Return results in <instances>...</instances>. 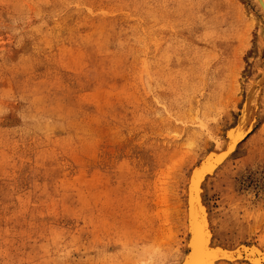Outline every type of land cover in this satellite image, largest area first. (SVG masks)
<instances>
[{"label":"rangeland","instance_id":"obj_1","mask_svg":"<svg viewBox=\"0 0 264 264\" xmlns=\"http://www.w3.org/2000/svg\"><path fill=\"white\" fill-rule=\"evenodd\" d=\"M199 229L264 252V6L0 0V264H191Z\"/></svg>","mask_w":264,"mask_h":264},{"label":"water","instance_id":"obj_2","mask_svg":"<svg viewBox=\"0 0 264 264\" xmlns=\"http://www.w3.org/2000/svg\"><path fill=\"white\" fill-rule=\"evenodd\" d=\"M190 205H191V201H190ZM192 208L193 210L195 209V212L198 213V215H200L199 207L195 203L194 199L192 200ZM218 255L226 259H241L257 264L264 263V252L259 250L258 247L255 246L250 247L246 244H240L239 246L227 250L223 249L219 252Z\"/></svg>","mask_w":264,"mask_h":264},{"label":"bare ground","instance_id":"obj_3","mask_svg":"<svg viewBox=\"0 0 264 264\" xmlns=\"http://www.w3.org/2000/svg\"><path fill=\"white\" fill-rule=\"evenodd\" d=\"M257 2L259 5H261V7L264 6V0H257ZM249 115H250V112L248 114V117H249ZM246 119H248V118L246 117ZM243 123H244V121H241L235 128L234 136H235V138H237V140L241 139L243 134H244ZM197 234H198L197 244H196V247L194 249V259H193L191 264H200L203 261L202 251H203V246H204V237L202 235L201 229H199L197 231Z\"/></svg>","mask_w":264,"mask_h":264}]
</instances>
